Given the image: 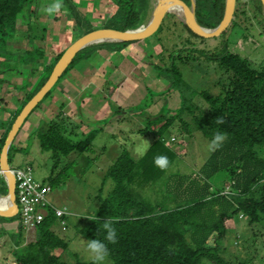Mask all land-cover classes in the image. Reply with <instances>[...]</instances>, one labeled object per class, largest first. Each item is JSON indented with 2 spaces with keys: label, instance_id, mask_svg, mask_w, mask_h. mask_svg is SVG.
I'll use <instances>...</instances> for the list:
<instances>
[{
  "label": "trees",
  "instance_id": "obj_1",
  "mask_svg": "<svg viewBox=\"0 0 264 264\" xmlns=\"http://www.w3.org/2000/svg\"><path fill=\"white\" fill-rule=\"evenodd\" d=\"M36 1L38 0H0V91L10 71L26 70L32 75L41 68L36 83L18 100L11 117L0 122V148L13 119L44 83L53 64L66 48L59 51L48 64L41 65L40 61L44 57L41 47L31 46L28 50L14 51L7 46L20 35L16 29L17 16L27 12ZM176 1L183 8H187L189 4V0ZM107 2L113 8L112 13L103 26L92 27L85 16L75 10L70 0H60L72 21V33L76 38L97 28L117 31L137 28L145 17L148 0ZM246 2L251 4L249 14L246 11ZM223 7L224 0H194L196 23L206 29L214 28L222 17ZM261 10L259 0H234L229 24L221 33L211 38L217 41L225 35L228 28L234 30L246 19L253 30L264 34ZM169 18L173 19V27L175 24L181 26L183 40L179 46L169 51L159 45L155 59L160 65L154 63L150 67L154 70L155 77L165 83L166 90L176 92L178 105L173 109L163 106L154 115L143 112L144 108L140 107L135 111L142 121L138 133L151 134L152 141L147 151L137 159L126 149L120 148L102 175V181L110 183L109 191L99 199L97 208L89 216L79 220L81 224L76 232L87 242L96 239L108 244L103 223L111 221L117 231L118 241L108 244L110 255L107 258L112 264H229L219 256V243L225 230L224 222L234 214L245 216L249 224L264 220V155L256 153L264 154V68H250L243 58L226 51L225 45L219 46L220 42L210 49L197 48L196 43L203 44L204 38L194 35L171 14H165L156 30L148 37L168 30V25L164 23ZM29 29L30 22L27 23L25 31L29 32ZM33 39L30 35L28 42ZM41 39L42 37L38 38ZM155 41L154 45L159 43L156 38ZM135 42L137 41L101 43L78 51L56 83L24 119L17 133L33 110L75 64L90 59L97 50L120 52ZM191 54L203 55L226 74L224 82L217 84L218 89L214 95L206 91L195 92L182 80L178 66L187 65ZM28 86L29 82H23L21 86L13 88L21 91ZM163 93L159 92V95ZM147 96H151L150 93ZM194 96L205 103V111L193 104ZM149 104L151 99L144 100L142 106L147 107ZM217 118H223L224 123L217 124ZM175 125L180 135L191 137L198 133L207 142L212 140L217 131L227 136L221 147L209 153L193 177L166 174L167 169L174 165L176 154L165 145L163 135L168 128ZM59 129V126L49 123L43 131L36 133L40 152H48L52 158L66 157L71 152L90 153L92 142L100 131L88 130L81 140L71 142ZM18 150L12 141L6 153L7 163ZM160 155L167 156L169 160V165L164 170L154 164V158ZM74 165L73 161L68 162L52 175L56 168V163H53L44 184L48 185L50 191L65 184L73 173ZM223 172L228 175L234 191L225 196L220 195L219 191H210V180ZM0 183V194H5L6 188L2 179ZM260 183L262 184L259 185ZM258 185L257 197L253 198L254 189ZM145 189H151L157 197L150 199L143 193ZM51 206L50 203L44 207V215L34 228L33 241L25 244L17 207L0 211V225L15 223L11 232L0 229V234L5 235L11 243L8 250L9 264H61L52 251L64 250L66 243L52 227L56 222L59 224V220L64 221L65 216L57 218ZM71 264L94 263L75 260Z\"/></svg>",
  "mask_w": 264,
  "mask_h": 264
},
{
  "label": "rangeland",
  "instance_id": "obj_2",
  "mask_svg": "<svg viewBox=\"0 0 264 264\" xmlns=\"http://www.w3.org/2000/svg\"><path fill=\"white\" fill-rule=\"evenodd\" d=\"M70 1L75 6V10L85 16L86 21L92 27L103 26L105 20L113 11V8L109 7L107 0ZM57 2L60 3V0H38L31 4L27 12L18 15L16 29L20 35L9 42L7 46L14 51L28 50L31 46L41 47L44 51V57L40 63L41 65L48 64L59 51L63 50L76 38L72 33V21L64 7L52 15L44 11L47 6ZM148 2L151 3V0H148ZM249 7L251 8V4L246 2L248 14L250 11ZM169 8L173 10L174 6L170 5ZM146 19H143L141 24ZM172 20L169 18L166 23H164L165 21L163 22L168 25V30H162L157 35L155 34L129 45L131 46V52L135 53L139 65L150 66L154 63L160 65L155 59L156 53L159 52V45L162 49L169 51V49L179 46L180 41L182 42L184 33L181 31V26L175 24L173 27ZM246 20L241 22L240 26L234 30L228 28L225 35L217 39V41L212 38L204 39L203 44L196 43V47L210 49L220 42L219 46L225 45L226 51L243 58L250 68L263 69L264 34L261 31L258 33L253 30ZM28 22H30V31L26 32ZM30 35L31 38H34L32 42H28ZM39 37H42V39L38 40ZM155 38L159 42L156 45L153 44V42H156ZM178 67L184 83L195 92L206 91L210 95H214L218 89L217 84L224 82L226 77V74L218 69L215 63L205 59L203 55L191 54L189 63ZM76 68L77 65L75 64L62 76L59 82L75 74ZM40 70L41 68L39 67L32 75H29L26 70H16L7 73V79H5V84H2L0 91V122L7 121L11 117L18 100L36 83ZM152 71L154 72L153 69ZM23 82H29L30 86L21 91L13 88V86H21ZM141 86V95L136 96L134 93L131 104L127 108L121 106L123 107L120 109L123 111L121 116L123 119L121 121L102 120V131L94 138L90 153L79 154L71 152L66 157L52 158L50 153L39 151L34 137L36 133L43 131L49 123L59 126L63 136L71 142L81 140L85 135L74 123L63 116L52 114L54 112H50L48 109L46 111L52 116L48 122L43 119L46 115H41L43 113L41 106H46L54 101L53 91L33 110L27 119L28 121H26L27 123L22 126L20 131H26L24 133L27 135L26 138L16 146L13 144L19 150L18 153L14 154V159L10 158V167L13 168L14 162H17V167L28 166L33 180L38 183L46 182L53 163H56V168L53 170L52 175L66 163L71 161L75 163L73 173L68 181L63 185L57 186L48 195L51 205L63 211L65 216V224L62 227L57 222L52 227L53 231L63 238L66 243L64 250L54 249L52 251V254L58 257L61 264H71L75 260L93 261L95 264L87 250L88 242L76 232L81 224L79 220L89 216L97 208L99 199H102L109 191L110 183L109 181L103 182L102 175L106 167L115 159L120 148L126 149L134 159H137L151 143L153 138L151 134L147 132L138 133L137 131L141 128L142 121L135 111L140 107L144 108L143 112L148 114L147 109L152 105V102L154 103L150 112L153 114L163 106L169 108L168 104L163 103V99H161L166 98L167 94L159 95L154 86L149 87L143 82ZM139 90L140 88L137 89V92ZM149 93L151 96H147ZM106 99L110 100L108 97ZM148 99H151V104L147 107L142 106L144 100ZM192 102L201 111L207 109L205 103L197 96L193 97ZM170 106L172 105L170 104ZM102 112L109 113L108 109H103ZM163 137L165 145L176 154L175 163L167 169L166 174L175 173L179 176L190 175L193 177L210 153L208 150L210 142L204 140L198 133H194L191 137L180 135L176 125L168 128ZM171 138L173 141H170ZM256 153L261 156L264 155L262 152L256 151ZM0 179L3 178L0 176ZM210 185V191H219V194L223 196L234 192L231 188L232 183L224 172L214 176L210 180ZM259 185L254 189L253 198L257 197ZM143 193L149 196L150 199L151 197L153 199L157 197L154 196L151 189H145ZM223 225L225 230L219 243L221 248L219 256L223 260L229 264H264V220L249 224L245 216L234 214ZM25 235L24 244L33 241L34 232L33 234L28 232ZM6 250L8 248L2 247L0 252ZM8 252L4 253V257L0 259V264H9ZM104 264H112V262L107 258ZM202 264L209 263L203 262Z\"/></svg>",
  "mask_w": 264,
  "mask_h": 264
},
{
  "label": "crops",
  "instance_id": "obj_3",
  "mask_svg": "<svg viewBox=\"0 0 264 264\" xmlns=\"http://www.w3.org/2000/svg\"><path fill=\"white\" fill-rule=\"evenodd\" d=\"M150 9L151 3L147 2L144 19L148 17ZM130 47L127 46L120 52L97 50L90 60L78 62L75 74L64 78L54 88V101L46 106H41L43 110L41 115H46L43 119L48 122L52 114H57L74 123L83 134L91 129H99L101 132L102 120L118 122L123 119L121 118L123 115V111L120 110L123 108L121 106L127 108L134 98V93L136 96L141 95L142 82L149 87L154 86L158 92L167 94V99L161 98L163 103L168 104L170 109L175 108L178 105L176 92L166 90L165 83L155 77V72L149 65H139L135 53L131 52ZM94 62L98 63L95 64ZM139 88L140 90L137 92ZM107 97L110 100H107ZM152 105L147 109L149 115L155 114L150 112ZM47 109L54 113L49 114ZM103 109H108L109 113L102 112ZM114 110L116 111L114 112ZM24 133H26L25 130L16 134L13 140L15 146L26 138L27 135ZM34 139L36 138L34 137ZM17 166V162H14L13 168ZM14 228V222L0 225V229L4 232H11ZM31 234L33 233L31 232ZM10 246L11 243L7 237L0 234V250L2 247L9 250ZM8 250L0 252V259Z\"/></svg>",
  "mask_w": 264,
  "mask_h": 264
},
{
  "label": "water",
  "instance_id": "obj_4",
  "mask_svg": "<svg viewBox=\"0 0 264 264\" xmlns=\"http://www.w3.org/2000/svg\"><path fill=\"white\" fill-rule=\"evenodd\" d=\"M259 1L262 9L261 15L264 20V0ZM170 5L174 6L176 10L170 9ZM233 6L234 0H224L223 13L219 23L212 29H206L199 26L195 21L194 0H189L187 8H183V6L176 0H154V3L151 4V9L146 21L135 29L117 31L108 28H97L75 38L68 46H66L53 64L44 83L22 106L6 133L3 144L0 148V175L3 178L6 188L5 194H0V201H3L4 203L3 205H0V211L10 210L15 207L14 178L7 163V149L24 119L56 83L78 51L85 47L101 43L132 42L147 38L156 30L165 14L173 15L179 23L183 24L194 35L208 39L218 35L227 27L232 17Z\"/></svg>",
  "mask_w": 264,
  "mask_h": 264
},
{
  "label": "built area",
  "instance_id": "obj_5",
  "mask_svg": "<svg viewBox=\"0 0 264 264\" xmlns=\"http://www.w3.org/2000/svg\"><path fill=\"white\" fill-rule=\"evenodd\" d=\"M170 141H173V139L171 138ZM9 170L14 178V203L20 216V225L24 235L28 232L33 233L36 224L44 215V207L50 205L48 199L50 189L47 184L33 180L28 166L9 167ZM51 207L57 218L64 214L60 209ZM59 224L62 227L65 222L59 220Z\"/></svg>",
  "mask_w": 264,
  "mask_h": 264
},
{
  "label": "clouds",
  "instance_id": "obj_6",
  "mask_svg": "<svg viewBox=\"0 0 264 264\" xmlns=\"http://www.w3.org/2000/svg\"><path fill=\"white\" fill-rule=\"evenodd\" d=\"M62 4L57 2L52 5L47 6L44 11L52 15L54 13H57L61 10ZM217 124H223L224 120L223 118H217L216 119ZM227 139V136L223 132L217 131L214 135L210 143L208 144V150L215 151L221 145L223 142ZM147 151V147L144 150ZM143 154V153H142ZM154 164L157 168L164 170L169 165V160L167 156L160 155L154 158ZM103 228L105 230V240L108 242V244H115L117 243V231L113 227L111 221H106L103 223ZM108 244H106L104 241L92 239L87 243V250L91 255V258L94 260L95 264H104L107 257L110 255Z\"/></svg>",
  "mask_w": 264,
  "mask_h": 264
},
{
  "label": "bare ground",
  "instance_id": "obj_7",
  "mask_svg": "<svg viewBox=\"0 0 264 264\" xmlns=\"http://www.w3.org/2000/svg\"><path fill=\"white\" fill-rule=\"evenodd\" d=\"M154 3V0H151V4H153ZM4 203H3V201H0V205H3Z\"/></svg>",
  "mask_w": 264,
  "mask_h": 264
}]
</instances>
